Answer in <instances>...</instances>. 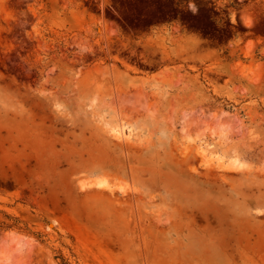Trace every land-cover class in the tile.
I'll list each match as a JSON object with an SVG mask.
<instances>
[{
	"label": "rangeland",
	"instance_id": "1",
	"mask_svg": "<svg viewBox=\"0 0 264 264\" xmlns=\"http://www.w3.org/2000/svg\"><path fill=\"white\" fill-rule=\"evenodd\" d=\"M192 2L0 0V264H182L146 188L168 166L217 193L264 191V0ZM154 80L180 88L160 99ZM146 109L178 135L163 157L134 146ZM180 216L177 231L205 223ZM199 227L219 228L230 264H264V219Z\"/></svg>",
	"mask_w": 264,
	"mask_h": 264
},
{
	"label": "clouds",
	"instance_id": "2",
	"mask_svg": "<svg viewBox=\"0 0 264 264\" xmlns=\"http://www.w3.org/2000/svg\"><path fill=\"white\" fill-rule=\"evenodd\" d=\"M187 9L193 14L198 12L192 0H188ZM76 47L81 54H91L87 47ZM145 87L154 96L164 100L169 99L170 94L180 88L178 85L162 84L159 80L150 81ZM49 89L45 86L35 94L40 98L53 97L54 93H50ZM4 94L5 90L0 89V98ZM91 103L99 104V100L92 99ZM0 108H3V104H0ZM50 109L54 118L63 117L71 123V113L62 100L53 99ZM178 116L180 124L187 126L192 120L193 111L185 107L178 111ZM131 126L136 141L134 146L141 153H146L148 159L163 157L174 142L173 137L178 136L172 123L154 109H146L142 117L131 121ZM150 181L151 183H146V188L150 192L159 193L155 203H163L173 216L171 221L160 225L165 229L161 237L163 247L166 251L175 253L182 264H230L219 228L216 231L202 230L200 225L231 226L237 220L264 219V191L249 198L245 192L255 189L246 182L229 188L227 193H217L174 165L166 167ZM181 213L191 217H194V213H199L205 223L199 224L195 219V225L181 227L177 231L173 225L180 223Z\"/></svg>",
	"mask_w": 264,
	"mask_h": 264
},
{
	"label": "bare ground",
	"instance_id": "3",
	"mask_svg": "<svg viewBox=\"0 0 264 264\" xmlns=\"http://www.w3.org/2000/svg\"><path fill=\"white\" fill-rule=\"evenodd\" d=\"M95 184H96V185H104V182H103L101 179H97V180L95 181Z\"/></svg>",
	"mask_w": 264,
	"mask_h": 264
}]
</instances>
